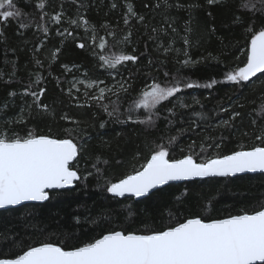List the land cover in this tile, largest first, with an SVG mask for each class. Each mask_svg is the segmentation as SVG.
I'll return each instance as SVG.
<instances>
[{"label": "snow or ice", "instance_id": "obj_1", "mask_svg": "<svg viewBox=\"0 0 264 264\" xmlns=\"http://www.w3.org/2000/svg\"><path fill=\"white\" fill-rule=\"evenodd\" d=\"M65 4L75 6V18L67 16ZM121 6L124 8L121 15L124 25L122 29L119 22L113 26L107 21L97 27L82 11L87 8L84 0H59L55 6L50 0H37L35 7L40 11L41 20L49 17L57 25L66 22L68 27L57 29L56 34L77 41V48L89 52L95 58L93 66L104 69L107 76L115 80L114 84L109 85L100 76L92 78L85 73V79L81 80L73 75V79L68 82L69 87L66 90L61 88V91L77 107L95 106L106 113L109 120L100 121V129H104L109 121H114L138 124L146 131L154 130L158 127V121L163 119L168 131L156 139L145 137L144 150L147 154L138 151L132 158L136 161L143 156V162L138 166L131 163L130 170L111 179L106 174L111 161L103 153L86 151L87 146L82 142V137L74 135L81 131L80 121L67 112L60 119L76 127L64 129L62 136L51 131L40 132L35 126L29 127V120L37 116H55L52 104L44 101L48 91L45 86L47 77L40 71L32 72L22 91H9L7 99L0 101V209H14L27 202L49 201L53 192L75 189L78 183L87 182L89 178L96 179L98 187L103 180L104 191L112 198L139 199L150 198L170 182L229 177L240 173H264V92H261L260 103L254 109L256 117L250 121L253 131L249 133L247 130H239L242 137L253 140V143H239L235 150L221 153L219 150L226 137L221 136L217 140L208 136L200 144L193 140L185 147H179V138L188 129L180 127L175 129L177 134H172L176 123L172 117L176 116L175 109L192 107L184 101L185 91L195 88L214 89L221 81L210 79L201 84L177 70L175 75L164 72L163 78L149 73L137 83V78L128 69L129 63L139 65L142 57L147 58L149 66L154 64L147 57L149 42L160 56L167 57L175 53L176 62L183 67L195 66L207 60L212 56L211 53L208 57L195 59L190 49L215 35L216 16L212 10L220 9L229 14L226 26L241 29L245 41L242 53L245 60L242 66L226 71L223 82L230 83L241 92L252 88L256 80L260 81L259 87H264V0H203V3L200 0H147L144 8L158 10L162 19L159 25H151L148 17L136 11L131 0H122V4L112 0L110 10ZM173 9L188 13L183 34L175 26L177 17L171 14ZM201 10L206 13V19L200 29L201 34L194 40L192 23L196 13ZM13 21L18 24L17 34L23 35L19 29L31 27L32 14L24 13L17 6V0H0V37L5 36L4 29ZM135 25L142 26L147 34L145 52L139 54L136 47L128 51V45L133 43ZM80 28L84 29L83 36L75 34ZM101 30L104 35L100 34ZM118 30L125 33L122 39L117 38ZM42 32L47 36L49 28L42 27ZM163 37H168L167 43ZM177 40L182 42V48L175 47ZM235 44L238 45L239 41ZM42 47L43 44L34 49L33 63L37 69L45 68V63L35 55ZM61 54L60 47L49 52L46 58L49 76ZM213 58L219 60V57ZM164 62L160 60L161 64ZM12 66L13 72L10 75L15 76V62ZM60 67L63 69L62 75L73 73V69L79 71V65L75 63L71 66L61 63ZM121 68L128 69V78H124ZM116 76H120V79L116 80ZM55 79L57 87H60V76ZM0 80H3L2 73ZM78 85L85 89L83 102L76 95L81 91ZM18 96L24 103L17 114L9 116L8 110L15 106V98ZM129 97L131 99L127 107L121 111L123 101ZM193 99L195 104L201 103L199 99ZM247 102L255 103V100ZM244 107V104L221 107L220 111L227 114L228 118L223 119L218 127L235 128L234 122L238 118L243 124L242 112L237 108ZM162 112L167 115H162ZM193 114L207 119L201 112L194 111ZM192 125L199 127L195 121H191L190 127ZM177 147L179 156L172 154ZM81 159L91 163L90 169H81ZM116 163L122 161L117 160ZM75 221L77 225L81 224L79 216L75 217ZM83 223L92 225L95 234L88 235L87 239L74 246H68L65 241L52 242L45 239L24 247L22 241L12 239V243L20 250L0 256V264H264V201L251 210L241 209L235 214L219 218L201 215L184 217L182 213L173 215L169 212V222L162 228L145 226L139 230L124 227L104 229L103 219L90 217ZM96 228H101V231L96 232ZM0 239L7 241L9 237L0 233Z\"/></svg>", "mask_w": 264, "mask_h": 264}, {"label": "trees", "instance_id": "obj_2", "mask_svg": "<svg viewBox=\"0 0 264 264\" xmlns=\"http://www.w3.org/2000/svg\"><path fill=\"white\" fill-rule=\"evenodd\" d=\"M36 2L37 0H30V2L17 0V6L24 13L32 14L31 27L19 29L23 35H18V24L13 21L4 29L5 36L0 37V73L3 74V80H0V101L7 99L9 91H22L23 85L29 81V74L40 71L42 75L47 77L45 86L48 91L44 101L52 104L55 109V116H37L34 120H29V127L35 126L40 132L48 133L51 131L55 135L62 136L64 129L76 127L71 122L60 119V116L67 112L80 121L79 128L81 131L75 132L74 135L82 137V142L87 146L86 151L88 153H103L111 161L106 169L107 176L111 179L118 178L130 170L131 163L138 166L143 162V156L136 161H133L132 158L138 151L144 155L147 154L144 150L145 137L156 139L168 131V126L161 119L158 121L156 129L146 131L143 126L138 124H120L109 121L104 129H100L99 122L109 120L107 114L95 106L91 108L77 107L76 103L72 102L71 98L61 91V88L66 90L69 87L68 82L73 79V75L84 80L85 73L92 78L100 76L109 85L114 84L115 80L108 77L104 69L93 66L96 62L95 58L89 52L77 48V41L56 34L57 29L63 30V28L68 27L66 22L57 25L49 17L41 20L40 11L35 7ZM50 2L55 6L59 0H50ZM111 2L112 0H84L87 8L82 11L86 12L87 18L97 27L107 21L113 26L119 22L122 29L124 25L121 15L124 8L121 6L115 10H110ZM116 2L122 4V0H116ZM131 2L137 12L149 18L151 25L162 23L158 10L153 11L144 8L147 0H131ZM182 2H187V0H182ZM200 2L203 3V0ZM65 8L67 9V16L75 18V6L65 4ZM212 11L216 16L217 31L215 35L202 40L198 46L190 49V54L195 59L208 57L211 53L212 56L207 60L195 66L183 67L176 62L175 53L167 57L160 56L158 52L153 50L154 46L149 42L147 57L151 58L154 64L149 66L147 58L142 57L139 65L133 66L129 63L128 69H131L132 74L137 78V83L145 79L149 73L163 78L164 72L175 75L177 70L201 84L210 79L221 81L214 89L195 88L185 91L184 101L192 107L175 109L176 116L172 119L176 123L172 134H177L175 129L180 127L188 129L184 135L180 136L179 147H185L193 140L200 144L208 136L217 140L221 136L226 137L219 151L227 153L235 150L239 143L251 144L254 142L247 137H242L239 130H247L249 133L253 131L250 121L256 117L254 109L260 103V94L264 92V87H259L260 81L256 78H253L256 80V84L243 92L234 88L230 83L223 82L226 71L236 66H242V62L245 60V56L242 54L245 41L241 29L226 26L229 21V14L220 9ZM171 14L177 17L175 26L183 34L184 22L188 18V13L173 9ZM205 19L206 13L203 10L196 13V18L192 23L195 30L193 33L194 40L201 34L200 29L203 28ZM42 27L49 28L47 36L42 32ZM75 34L83 36L84 29H77ZM100 34L104 35L103 30ZM124 34L118 30L117 38L122 39ZM221 38H223V43H221ZM108 39L111 42V37ZM163 39L167 43L168 37H163ZM132 40L133 43L128 45L129 52H131L132 47L138 49L137 54L145 52L144 42L147 41V34L142 26L135 25ZM236 41H239L238 45L235 44ZM41 44L43 47L35 55L45 63V68L37 69L33 63L34 49ZM182 46V42L177 40L175 47L182 48ZM56 47L61 48L62 54L59 60L53 64L52 75L49 76L46 58L49 52ZM213 57H219V60ZM161 59L165 61L163 64L160 63ZM13 62H15V76L10 75L13 72ZM61 63H67L69 66L75 63L79 65V71L73 69V73L62 75ZM128 69H120L124 78L129 76ZM56 76H60V87H57ZM31 78L35 79L34 76ZM119 79L120 76H116V80ZM7 81H11V83H6ZM78 87L81 88V91L76 95L80 97V102H83L84 87L81 85ZM193 98L199 99L201 103L195 104ZM28 99L25 98V100ZM130 99L131 97L123 101L121 111H124ZM248 100H255V103H248ZM23 103L24 100H21L19 96L16 97L15 106L8 110L9 116L17 114ZM237 104L245 105L243 109L237 108L242 112L243 124L238 118L234 122L235 128L218 127L223 119L228 118L227 114L220 111L221 107H236ZM194 111L203 113L207 119L195 116ZM162 115H167V113L162 112ZM191 121H195L199 127L195 125L190 127ZM89 136L91 139H88ZM179 147L173 150V155H180ZM117 160L122 161V163L117 164ZM80 167L82 170L85 167L90 169L91 163L81 159ZM100 185L97 186L96 179L89 178L87 182L78 183L75 189L53 192L49 201L28 203L16 206L14 209L0 210V233L9 237L7 241L0 239V256L20 250L12 243V239L22 241L24 247L45 239L52 242L65 241L68 246L77 245L87 239L88 235L95 234L92 232V225L83 223L89 217L103 219L102 227L104 229L124 227L128 230H139L145 226L162 228L169 222V212L173 215L182 213L184 217L201 215L207 218H219L227 214H235L241 209L251 210L264 201V173L207 177L202 180L172 183L164 186L163 190H157L156 194L150 198L140 199L112 198L110 194L104 191L103 180L100 181ZM185 190H187L186 193ZM177 197H179L178 201ZM77 216L81 220L79 225L75 221ZM95 231L100 232L101 228H96Z\"/></svg>", "mask_w": 264, "mask_h": 264}, {"label": "water", "instance_id": "obj_3", "mask_svg": "<svg viewBox=\"0 0 264 264\" xmlns=\"http://www.w3.org/2000/svg\"><path fill=\"white\" fill-rule=\"evenodd\" d=\"M259 75V74H258ZM256 173H260V172H256ZM240 174H245V173H240ZM238 175V174H237ZM197 179H199V178H197ZM180 182H183V181H180ZM172 183H179V182H170V184H172ZM140 199V198H139ZM28 203H38V202H27L26 204H28ZM0 210H3V209H0Z\"/></svg>", "mask_w": 264, "mask_h": 264}, {"label": "rangeland", "instance_id": "obj_4", "mask_svg": "<svg viewBox=\"0 0 264 264\" xmlns=\"http://www.w3.org/2000/svg\"><path fill=\"white\" fill-rule=\"evenodd\" d=\"M84 89V88H83ZM85 90V89H84Z\"/></svg>", "mask_w": 264, "mask_h": 264}]
</instances>
